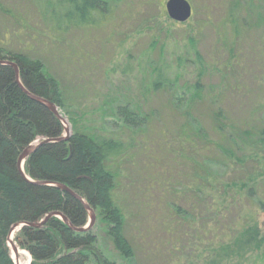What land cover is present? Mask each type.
Instances as JSON below:
<instances>
[{"label": "rangeland", "instance_id": "1", "mask_svg": "<svg viewBox=\"0 0 264 264\" xmlns=\"http://www.w3.org/2000/svg\"><path fill=\"white\" fill-rule=\"evenodd\" d=\"M57 1L0 0V49L41 61L60 83L67 101L59 107L67 120L62 136L68 126L72 137L85 125L127 147L110 167L133 254H120L111 226L94 210L89 231L100 256L116 264H264V242L257 245L248 232L256 225L264 235V151L241 166L218 150L230 149L226 135L236 137L239 128L264 127V0H248L253 13L244 11V0H188L185 22L169 17L167 0H110L99 22L85 25H66ZM125 105L147 121L125 124L117 114ZM188 117L203 129L197 154L180 134L192 130ZM203 157L212 168L206 163L204 171ZM194 168L203 172L196 176ZM20 231L13 235L18 253L10 243V255L31 264L16 240Z\"/></svg>", "mask_w": 264, "mask_h": 264}, {"label": "trees", "instance_id": "2", "mask_svg": "<svg viewBox=\"0 0 264 264\" xmlns=\"http://www.w3.org/2000/svg\"><path fill=\"white\" fill-rule=\"evenodd\" d=\"M109 1L58 0L57 5L64 9L66 25H85L97 24L99 21L96 15L106 11ZM244 1V11L253 13V6H250L248 0ZM56 17V24L61 28ZM238 33L236 28L235 38ZM4 51L0 49V59L17 62L22 84L29 93L46 98L58 107L65 106L67 101L60 83L49 74L41 61ZM158 84L160 74L153 80L154 89ZM198 84H195L196 91L199 89ZM210 102L216 104L211 99ZM117 110L119 118L132 126L148 118L130 109L128 105L118 106ZM219 115L221 112L216 120L220 118ZM73 122L76 123L75 120ZM198 122V119L188 117L184 125L190 124L193 131L180 132L189 150L196 154L204 144L201 137L203 129ZM186 127L183 126V130ZM223 128L224 125L219 123L216 131L223 134ZM84 129L77 130L69 141L43 143L39 146L24 164L25 176L34 182L65 185L84 198L99 212L103 221L111 226L109 233L115 248L121 255L131 257L133 250L123 233V213L114 200L117 173L110 167L112 160L127 152V147L121 138L93 133L85 125ZM62 130L63 125L56 116L30 98L17 83L14 69L0 65V264H15L7 239L11 227L18 222L39 224L48 214L60 212L75 227H83L87 223L86 209L73 195L57 186L29 182L18 168L20 156L37 138L55 139L62 136ZM235 135H226L230 149H218L228 161L239 159L243 166L247 158L251 159L253 152H258V149L264 151V127L258 129L255 124H251L249 128H239ZM208 137L209 134L204 132V139ZM211 146L212 142H208V151L212 149ZM247 153L248 156L245 155ZM203 159L205 171L206 163L209 167L212 164L208 157ZM256 159L259 157L252 156L251 160ZM256 166H259L258 162ZM192 172L198 176L203 170L194 168ZM207 183L211 187L213 182L206 180L204 187H207ZM198 189L201 193L205 188L200 186ZM248 232L251 236L255 233L257 245L264 242V235L260 234L256 225L250 226ZM16 240L31 253V264H116L100 256L96 245L97 236L92 231H73L60 217L52 216L40 226L24 227L17 233Z\"/></svg>", "mask_w": 264, "mask_h": 264}, {"label": "water", "instance_id": "3", "mask_svg": "<svg viewBox=\"0 0 264 264\" xmlns=\"http://www.w3.org/2000/svg\"><path fill=\"white\" fill-rule=\"evenodd\" d=\"M166 10L167 13L169 15V17L171 19H173L174 21L177 22H185L187 21L191 16H192V6L190 4V2L188 0H167L166 2ZM0 65H5V66H11L14 71H15V77L17 82L20 84V86L24 89V91H26V93L28 94V96H30V98H32L33 100L39 102L40 104L44 105L50 112H52L56 118L61 122H66L67 120L65 119V117L61 114V112L59 111V107L51 102L50 100L34 95L32 93H29L23 86L22 81H21V73H20V68L17 64V62L15 61H11V60H5V59H0ZM66 133L67 135L55 138V139H45L43 143H50V142H59V141H69L71 134H70V127H66ZM43 143H41L38 146H29L20 156L19 161H18V168L22 174V176L24 178H26L29 182H32L34 184L37 185H47V186H54L55 183H51V182H47V181H42V182H34L32 180H30L29 178H27L25 176V172H24V167H22L23 164V160L24 157H26L27 155H30L31 153H33L39 146H41ZM59 188L67 191L68 193H70L71 195H73L74 197H76L77 200H79L83 206L85 207V209L89 210L91 213V223L84 226V227H75L74 225H72L69 220L60 212H53L50 213L41 223L39 224H35V223H30V222H18L16 224H14L11 227L10 233H9V240L10 238L12 239L13 235L15 232L20 231L21 229H23L26 226H39L41 224H43L49 217L53 216V215H57L60 216L64 222L66 224H68V226L76 232H86L91 230L92 227V223L95 220L96 217V213L94 211V209L92 207H90V205L86 202V200H84V198H82L80 195L75 194L69 187L65 186V185H58ZM11 244L14 248V252L18 253V249L15 247V244L13 243V241L11 240ZM15 264H18L17 261H15Z\"/></svg>", "mask_w": 264, "mask_h": 264}, {"label": "bare ground", "instance_id": "4", "mask_svg": "<svg viewBox=\"0 0 264 264\" xmlns=\"http://www.w3.org/2000/svg\"><path fill=\"white\" fill-rule=\"evenodd\" d=\"M16 81H17V80H16ZM17 83H18V82H17ZM25 179H26V178H25ZM26 180H27V179H26ZM58 185H61V184H55L54 186H57V187H58ZM75 198H76V197H75ZM48 215H49V214H48ZM48 215H47V216H48ZM47 216H46V217H47ZM53 216H54V215H53ZM55 216H57V215H55ZM46 217H45V218H46ZM51 217H52V216H51ZM58 217H60V216H58ZM45 218H44V219H45ZM49 218H50V217H49ZM60 218H61V217H60ZM44 219H43V220H44ZM61 219H62V218H61ZM43 220H42V221H43ZM62 220H63V219H62ZM42 221H41V222H42ZM63 221H64V220H63ZM41 222H40V223H41ZM67 225H68V224H67ZM39 226H40V225H39ZM11 240L13 241V237H12V239L10 238V240H9V236H8V239H7V244H8V245L11 243ZM11 245H12V244H11ZM12 248H13V247L11 246V249H12Z\"/></svg>", "mask_w": 264, "mask_h": 264}]
</instances>
